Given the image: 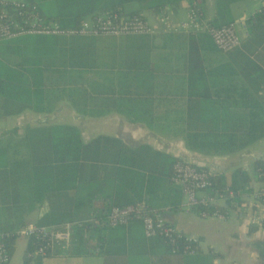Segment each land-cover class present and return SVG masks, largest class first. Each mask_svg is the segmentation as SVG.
I'll return each instance as SVG.
<instances>
[{
	"label": "trees",
	"instance_id": "16d2710c",
	"mask_svg": "<svg viewBox=\"0 0 264 264\" xmlns=\"http://www.w3.org/2000/svg\"><path fill=\"white\" fill-rule=\"evenodd\" d=\"M22 1L33 6L43 22L74 28L83 18L103 12L139 15L140 9H124L129 2H137L142 9L156 13L180 0ZM210 24L216 26L213 22ZM101 38L105 37L28 34L0 41V115H16L24 109L47 112L62 98L81 112L85 102L93 103L98 95H110L115 88L118 93L125 92V85L103 86L93 80L95 75L105 73L96 68L95 63L98 44H108ZM197 43L196 37L188 34L187 132L184 134L188 147L203 152H232L263 137L264 67L260 61L264 59V5L248 19V34L240 47L229 52L234 54L236 72L245 83L244 113L213 115L214 103L205 71L197 58ZM126 71L127 68L123 73ZM22 141L27 153L24 159L9 158L8 149L0 146V215L22 224L19 215L28 212L33 203L49 202L48 212L38 219L37 224L71 223L69 249H73V255L91 253L85 249L87 241L82 236L84 222L60 204L67 203L66 198L69 204H77L78 201L67 194L81 184L104 182L108 190H95L91 196L104 198V206L125 207L144 202L156 208H179L181 189L170 180L171 166L180 159L178 157L143 144L131 148L115 137L104 135L84 142L78 129L70 124L28 127ZM253 169L258 174L256 179L264 181V160H254ZM210 180L211 189H221L225 184L222 176L215 172ZM248 182L249 176L242 168L236 167L231 172L229 186L233 191L251 192ZM91 186L93 188L95 184ZM90 193L87 191V195ZM239 202L235 198L227 205L233 208ZM7 228L10 229L11 224L0 217V230ZM96 230L97 242L91 251L96 248L100 255L170 253L162 238L143 236L138 220L103 231ZM12 240L11 236L3 238L8 252L12 250ZM177 242L180 245L186 243L181 237ZM30 247L28 242L26 250ZM24 264H28L25 257Z\"/></svg>",
	"mask_w": 264,
	"mask_h": 264
},
{
	"label": "crops",
	"instance_id": "0c3cea01",
	"mask_svg": "<svg viewBox=\"0 0 264 264\" xmlns=\"http://www.w3.org/2000/svg\"><path fill=\"white\" fill-rule=\"evenodd\" d=\"M258 1L201 0L200 7L203 16L216 26L225 21H244L243 25L236 26L240 44L231 49L234 50L240 47L248 34V19L263 5ZM186 7L187 0H180L175 5H166L154 13L142 9L137 2L126 3L125 10L140 9L139 14L155 25V31L153 34L97 36L105 37L101 39H106L108 44H98L96 50V68L105 73L93 77L95 84L125 85V92L118 93V88H115V92L110 95H98L93 103L85 102L84 111L81 112L62 98L47 112L24 109L16 115H0V146L8 149V157L26 158L22 141L26 128L56 123L70 124L78 129L84 142L97 135H104L115 137L131 148L147 145L212 173H218L225 184H229L231 172L240 167L249 176L251 192L264 186V181L256 179L253 169L254 160H264V136L232 152L198 151L189 148L185 142L188 34L164 30L157 21V15L165 10L170 14L171 20L176 22L184 18ZM193 35L198 41L197 58L205 71L210 97L214 103L213 115L244 113L245 83L236 72L234 54L229 53L231 50L222 52L216 49L205 32ZM262 60L260 64L264 67V59ZM126 68L128 71L123 73ZM103 188L108 190L104 182L95 184L85 200L77 196L78 189L69 191L68 197L72 195L78 203L69 204L66 198L67 203L60 206L64 208L65 205L75 213L76 219L83 221L89 213L102 211L106 207L104 198L91 197L95 190ZM249 193L242 197L246 207L229 209L224 218H203L192 209H184L180 206L183 202L182 194L177 210L159 208L164 221L172 224L184 236L197 238V250L191 255H100L91 251L97 242V230L93 229L86 236L85 249L91 253L73 255L72 248L64 251L53 245L45 257L36 258L32 264H264V225L249 221V214L264 220V200H254ZM49 207V202L33 203L28 212L19 215L22 224H16L14 219L0 215L1 219L11 224L10 229L0 232L14 231L26 224H37ZM28 242V238L23 236L13 238L7 264H24Z\"/></svg>",
	"mask_w": 264,
	"mask_h": 264
},
{
	"label": "built area",
	"instance_id": "2783aa9c",
	"mask_svg": "<svg viewBox=\"0 0 264 264\" xmlns=\"http://www.w3.org/2000/svg\"><path fill=\"white\" fill-rule=\"evenodd\" d=\"M264 5V0H259ZM201 0H187L186 13L183 19L173 22L170 14L161 10L157 21L166 31L186 34L205 32L216 49L227 52L240 44L236 33V26L243 25L244 21H230L213 26L203 16L200 7ZM155 25L144 19L140 14L121 16L117 13H99L83 18L77 27L65 28L56 22H43L36 14L33 6L22 0H0V41L28 34L45 35H81V36H123L138 34H153ZM213 173L196 166L193 163L178 159L171 166L170 180L181 189L183 202L181 207L192 209L200 217L224 218L229 209L246 207L242 200L243 193L233 191L229 184L221 189H211L210 177ZM257 177L258 174H255ZM200 193V194H199ZM249 196L254 199H264V186L253 190ZM238 198L239 203L229 208L227 203ZM199 207V208H197ZM250 207V206H249ZM223 208V209H220ZM132 220H138L142 232L146 237H160L169 246L171 254L191 255L196 252L197 238L184 236L170 223L161 218L159 208L140 202L125 207L106 206L102 211H93L83 220L82 236L93 229H105L117 225H125ZM249 221L264 225V220L249 214ZM4 236H23L28 238L30 248L25 251L24 257L28 264L36 258L45 257L53 245L61 250H68L71 246V223L56 225L26 224L18 227L11 233L0 232V264H7L9 252L3 241ZM182 238L186 243L178 244ZM97 249L94 248L93 252Z\"/></svg>",
	"mask_w": 264,
	"mask_h": 264
},
{
	"label": "rangeland",
	"instance_id": "374dc122",
	"mask_svg": "<svg viewBox=\"0 0 264 264\" xmlns=\"http://www.w3.org/2000/svg\"><path fill=\"white\" fill-rule=\"evenodd\" d=\"M258 3H259V1H258ZM76 123H77V120H76ZM96 183H99V182H93L91 184H81V185H79L77 196L80 197L82 200L83 199L85 200V198H87V196H88L87 195V191H89L92 188V186H91L92 184H96Z\"/></svg>",
	"mask_w": 264,
	"mask_h": 264
}]
</instances>
